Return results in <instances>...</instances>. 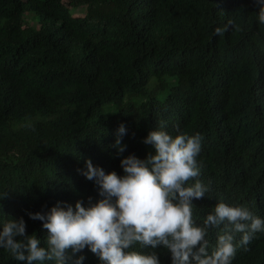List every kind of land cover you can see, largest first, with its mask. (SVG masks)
<instances>
[{
    "label": "trees",
    "instance_id": "1",
    "mask_svg": "<svg viewBox=\"0 0 264 264\" xmlns=\"http://www.w3.org/2000/svg\"><path fill=\"white\" fill-rule=\"evenodd\" d=\"M257 14L253 0H0V231L23 218L47 247V230L29 213L96 202L85 162L123 175L120 161L145 159L152 149L142 141L155 130L203 137L199 180L210 191L192 201L197 226L219 202L264 220ZM229 21L223 37L214 34ZM121 124L127 148L118 154ZM219 231L208 230L209 251ZM245 247L232 264H264V232ZM155 251L172 264L167 249ZM80 256L101 264L87 248L73 260ZM0 264L24 262L0 248Z\"/></svg>",
    "mask_w": 264,
    "mask_h": 264
},
{
    "label": "clouds",
    "instance_id": "2",
    "mask_svg": "<svg viewBox=\"0 0 264 264\" xmlns=\"http://www.w3.org/2000/svg\"><path fill=\"white\" fill-rule=\"evenodd\" d=\"M258 8V23L264 25V0H253ZM233 26L229 21L215 29L223 37ZM239 30V29H237ZM126 128L121 124L113 147L118 154ZM203 137L181 133L175 137L163 130L150 131L142 143L151 146L145 159L134 155L120 161L123 175L105 174L87 160L81 174L98 187L99 200L88 198V206L78 201L75 209L58 203L46 213H29L47 230V247H40L36 235L26 234L23 218L8 220L0 231V248L24 264H83L84 256H73L87 248L101 264H160L158 247L171 254L172 264H232L240 247H245L258 232H264V220L247 206L219 202L212 213L197 226L193 218V200L210 191L200 180L197 157ZM216 228L215 245L209 251L208 230ZM236 234L240 240L236 241ZM17 237L21 238L17 240ZM152 249L148 253L131 250ZM245 250L246 247H245Z\"/></svg>",
    "mask_w": 264,
    "mask_h": 264
},
{
    "label": "rangeland",
    "instance_id": "3",
    "mask_svg": "<svg viewBox=\"0 0 264 264\" xmlns=\"http://www.w3.org/2000/svg\"><path fill=\"white\" fill-rule=\"evenodd\" d=\"M76 13V12H75Z\"/></svg>",
    "mask_w": 264,
    "mask_h": 264
}]
</instances>
